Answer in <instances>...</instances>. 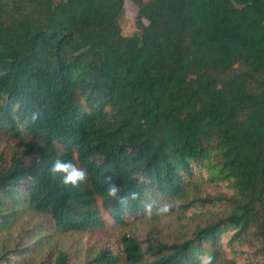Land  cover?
<instances>
[{
	"label": "trees",
	"instance_id": "trees-1",
	"mask_svg": "<svg viewBox=\"0 0 264 264\" xmlns=\"http://www.w3.org/2000/svg\"><path fill=\"white\" fill-rule=\"evenodd\" d=\"M57 159L87 182L53 177ZM106 176L138 198H109ZM67 233L90 243L48 249ZM203 254L264 264V0H0V264Z\"/></svg>",
	"mask_w": 264,
	"mask_h": 264
},
{
	"label": "rangeland",
	"instance_id": "rangeland-1",
	"mask_svg": "<svg viewBox=\"0 0 264 264\" xmlns=\"http://www.w3.org/2000/svg\"><path fill=\"white\" fill-rule=\"evenodd\" d=\"M135 15V9L132 5L126 4V11L121 14L119 18L120 26L123 34H128L136 30L133 17ZM37 217L30 219V223L37 221ZM29 225V224H28ZM159 228L160 236H165L167 231L174 232V229L177 228V224L174 223L171 219L166 218L160 221L159 223L146 222L143 225L137 228V234L141 239H144L149 231L153 228ZM121 233V230L106 229L104 231L92 232L91 239L102 236L103 240H107L109 237H118ZM174 235V234H173ZM88 235L85 233H67L60 236H55L52 244L48 247L51 248H69L75 250L80 246L86 247L90 242L87 241L86 237Z\"/></svg>",
	"mask_w": 264,
	"mask_h": 264
},
{
	"label": "clouds",
	"instance_id": "clouds-1",
	"mask_svg": "<svg viewBox=\"0 0 264 264\" xmlns=\"http://www.w3.org/2000/svg\"><path fill=\"white\" fill-rule=\"evenodd\" d=\"M39 113H32L31 121L35 122L38 119ZM49 173L56 177L58 174L62 175V183L65 186H71L72 188H79L82 184L87 182L88 173L85 169L78 167L71 161L55 160L52 166L48 169ZM105 183L107 184V196L115 200L121 206H127L129 199L135 200L138 198L137 193H130L129 195H120L119 187L113 182L111 176L105 177ZM155 202H151L145 205V212L148 215L152 214L153 205ZM171 205L164 204L156 208L158 214L168 213ZM200 264H212L213 257L208 254L199 255L197 257Z\"/></svg>",
	"mask_w": 264,
	"mask_h": 264
}]
</instances>
